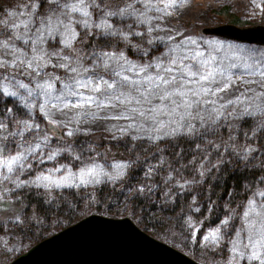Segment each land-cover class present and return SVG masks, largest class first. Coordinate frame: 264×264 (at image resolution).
<instances>
[{
    "label": "trees",
    "instance_id": "obj_1",
    "mask_svg": "<svg viewBox=\"0 0 264 264\" xmlns=\"http://www.w3.org/2000/svg\"><path fill=\"white\" fill-rule=\"evenodd\" d=\"M73 2L75 0H59V4L50 0H0V21H4L0 23V40L14 37L16 30L11 26L21 19H28L30 15L33 21L31 35L42 19L59 15L63 4ZM86 2L90 17L71 14L72 27L78 33L71 48H65L60 43L62 38L59 35L45 40L43 48L52 65L65 62L51 55L56 52L69 56L73 61L79 58L83 67L92 66L94 52H113L117 55L122 52L128 61L137 66L158 60L167 63L168 57L164 54L184 41L175 35L169 40L149 22L150 13L156 11V0L147 4L141 0ZM33 4L36 5L35 10ZM129 4L137 13H144L143 23L133 16L108 18L113 29L131 33L127 40L121 35H109L95 28V24L104 17L105 10H117V5L124 7ZM61 19L67 23V17ZM84 19H88L92 27H84L80 23ZM149 27L153 29L151 32ZM19 31L23 32V26ZM235 42L240 43L235 44L240 50L232 54L233 57L224 59L230 66L232 58H235V70L241 68L245 56L264 54L261 44ZM15 45L31 55V45L25 46L19 40L15 41ZM182 47L185 52L191 49L190 45ZM3 58L12 59L7 54ZM52 65L44 68L40 76L29 75L13 67H9L13 69L12 73L4 71L0 75V122L6 125L0 134L3 157L10 158L20 152L26 156L21 161L23 168L16 165L11 173L6 168L0 169L1 181L21 203L15 212L16 217L7 216L0 220V264L38 238L89 211L126 214L148 233L175 245L204 264H264V195H260L264 192L262 83H244L245 79L250 81L249 78L254 76H241L233 84L232 94L221 99L214 98L217 108L229 100L235 101L221 109L223 115L215 124L206 123L201 127L199 120H194L192 122L200 129L199 132L153 141L144 130L133 128L122 131L133 122L131 120H93L82 116L79 123H69V118L63 113L49 114L46 119L39 108L46 97L39 94L41 90L36 84L45 79L54 82L53 95H59L63 83H67L72 75ZM56 77L60 79L56 80ZM105 79L111 81L112 77L105 74ZM18 82L28 88L19 87ZM4 88L17 95H5ZM29 89L33 90L31 96ZM80 91L90 94L84 89ZM120 110L118 106L104 110L100 115H119ZM77 111L80 110L74 109L70 115ZM49 119L62 123L53 125ZM23 121L33 127L25 130L27 125L21 123ZM135 123L139 125L141 119L137 118ZM69 131H73L72 136L67 135ZM36 143H40L41 148L35 154L28 153V147H34ZM246 149L251 151L245 159ZM52 152L57 153L56 157L47 159ZM116 164L126 165L124 175L109 180L103 173L115 176L118 169L113 166ZM94 165L101 172L98 184L46 190L33 183L38 175H48L49 170L60 168V172L53 173L59 179L69 170L78 173L80 169ZM250 201L253 203L250 204ZM245 212H248L247 216ZM222 221L227 223L222 224ZM217 229L219 234L215 241L205 239ZM254 252L259 254V258H251Z\"/></svg>",
    "mask_w": 264,
    "mask_h": 264
},
{
    "label": "snow or ice",
    "instance_id": "obj_2",
    "mask_svg": "<svg viewBox=\"0 0 264 264\" xmlns=\"http://www.w3.org/2000/svg\"><path fill=\"white\" fill-rule=\"evenodd\" d=\"M51 3L59 4V0H50ZM95 4V0H91ZM104 0H101L103 3ZM143 3H150V0H141ZM175 3V0H167L165 8ZM36 5L32 8L35 10ZM99 7V5H97ZM117 10H105L104 17L101 21L95 24V28L104 30L109 35H121L125 40L131 33H122L119 30L113 29V25L109 23L108 18L113 16H133L144 22L142 19L144 13H137L129 4L124 7L116 6ZM158 12H163L164 9L156 8ZM72 13H79L81 16L88 18L91 13L88 10L86 0H75L73 3H65L59 15L53 14L40 21L35 32L32 31L30 25L33 24L31 15L28 19H21L18 23L11 27L15 29L14 37L0 40V69L13 67L23 70L26 74H35L40 76L42 70L49 65H52V60L48 53L43 48L46 39L59 35L62 39L60 43L65 48H71L73 41L77 38L78 33L73 29ZM13 15V13H9ZM61 17H67V23ZM4 23V21H0ZM84 27H92L88 19L80 21ZM23 26V32L19 29ZM131 28V25H129ZM153 29L149 27L148 31ZM140 35V33H135ZM172 37H169L171 40ZM22 41L25 46L31 45V55L18 48L15 41ZM11 41V42H10ZM197 41L194 39H187L182 42V45H196ZM182 45H177L170 48L168 53L164 55L168 57L167 63L163 60L154 61L153 63L137 66L126 59L121 52L119 55L113 52L92 53L95 57L91 67H83L80 59L75 61L69 56L61 55L56 52L51 55L57 59L65 61L52 65L65 69L69 72L68 82L63 83L62 90L59 95H53L55 87L54 82L45 79L42 83H37V89H40L42 94L46 97L44 102L39 105L40 111L44 113L45 118H49L52 110H56L69 118L68 122H80V118L91 117L96 119H115V120H131L132 123L126 125L122 131L128 129H137L138 131H147L149 139L162 140L166 136H175L177 134L190 135L194 132H199V128L192 121L199 120L201 127L206 123L215 124L217 120L223 115L221 109L226 108L229 104L235 103L233 100L227 101V104H221L219 108L215 97L220 93L226 92L235 81L229 68L219 67L213 64L214 58L205 59L204 53L189 50L185 52ZM4 54L10 55L12 59H4ZM73 63L76 66H71ZM236 68L237 65H231ZM245 68H251L250 65H245ZM155 71H150V69ZM102 71H97V70ZM92 75H86L88 73ZM103 73V74H102ZM105 74L112 77L111 81L105 79ZM131 74V75H129ZM261 78L260 81H244V83H262L264 86V70L257 67L254 71L249 73ZM56 77V80H59ZM19 87L27 89L28 86L22 82H18ZM81 89L87 90L86 94ZM5 95L16 96L15 92H9L7 88L2 89ZM29 96L33 94V90H28ZM98 94V95H97ZM52 101H55L54 103ZM50 105V107H48ZM120 107L119 115H105L101 116L100 112L107 109H116ZM95 108V111L91 109ZM47 109V110H46ZM77 109L75 114H71V110ZM68 110V111H65ZM9 112L11 110H8ZM247 113V110H245ZM231 115V114H229ZM215 116V119L213 118ZM164 117L168 119L165 120ZM178 117V119H177ZM141 119V123L137 125L135 120ZM27 125V129L33 127L27 121L21 122ZM50 123L56 125L62 123L55 119H51ZM150 126L146 127V125ZM174 125V127H170ZM39 127L38 125L36 126ZM6 128V125L0 122V130ZM78 130V129H77ZM151 133H162L161 135H151ZM22 135V133H19ZM12 135H16L13 133ZM68 136L73 135V131L67 133ZM138 137H133L137 139ZM47 140V137L44 138ZM199 147V146H197ZM41 148L40 143H36L34 147L29 146L28 153L35 154L37 149ZM250 149L245 150L244 158H247ZM57 153L52 152L47 156V159L52 160ZM26 159L23 152L13 155L10 158H0V169H7L9 173L13 172L16 165L21 168L24 165L22 160ZM118 169L115 176H109L103 173L109 180H115L124 175L123 169L126 165L116 164L113 166ZM60 168L49 170V174H40L35 178V183L38 187H43L46 190L62 187H80L81 185L98 184L100 183L101 172L98 166H89L82 168L78 173H73L71 170L66 175L60 176L56 179L53 173L60 172ZM203 174V173H202ZM143 191V189H140ZM260 195H264L261 192ZM253 203L252 201L249 202ZM245 216L248 212H245ZM226 224L227 221H222ZM219 229L209 234L205 239H212L215 241L218 238ZM255 247V245H253ZM253 259L259 258V254L254 252Z\"/></svg>",
    "mask_w": 264,
    "mask_h": 264
},
{
    "label": "water",
    "instance_id": "obj_3",
    "mask_svg": "<svg viewBox=\"0 0 264 264\" xmlns=\"http://www.w3.org/2000/svg\"><path fill=\"white\" fill-rule=\"evenodd\" d=\"M204 33L264 45V23L220 21ZM3 264H204L126 214L88 212L40 237Z\"/></svg>",
    "mask_w": 264,
    "mask_h": 264
},
{
    "label": "rangeland",
    "instance_id": "obj_4",
    "mask_svg": "<svg viewBox=\"0 0 264 264\" xmlns=\"http://www.w3.org/2000/svg\"><path fill=\"white\" fill-rule=\"evenodd\" d=\"M151 2L154 3L153 0H151ZM166 2L167 0H156L157 7H155L164 9V11H155L154 13H150L151 15L149 17V22L155 29L159 30L161 34H164L167 37L175 35L182 38L184 41L187 39L196 40V45H190V50L193 53L195 51H201L204 53L203 58H214V65L229 68L235 82L240 80L241 76L244 77L250 75L249 73L254 71L257 67L264 70V54L259 56H245V59L241 62V68L239 70H235L231 67L235 62V58H232L231 65L228 66L224 62V59L226 57H233L231 56L232 54H237V51H239L240 48L239 46H235V44L240 43L235 42L236 40L233 39H229L231 40L229 41L214 34L203 33L200 30L202 25L226 20L237 24H249L255 22L264 23V0H175L174 4L165 8ZM245 65H250L251 68H245ZM4 71L12 73L13 69L6 66L5 68L0 69V75H2ZM252 76H254V78H249L252 81L261 79L259 76ZM244 81L249 80L245 79ZM233 92L234 86L232 85L231 88L226 92L220 93L216 98L221 99ZM48 107H50V105ZM59 114L62 113L56 110H52L50 113L51 116ZM50 120L51 119H49V121ZM2 132L3 130H0V134ZM0 158H4L1 142ZM20 205L21 203L18 198L11 194L9 188L1 181L0 172V220L7 216L11 218L16 217L15 212L19 209Z\"/></svg>",
    "mask_w": 264,
    "mask_h": 264
},
{
    "label": "bare ground",
    "instance_id": "obj_5",
    "mask_svg": "<svg viewBox=\"0 0 264 264\" xmlns=\"http://www.w3.org/2000/svg\"><path fill=\"white\" fill-rule=\"evenodd\" d=\"M204 33V32H203ZM211 34V33H210ZM214 35H216V34H214ZM217 36H220V35H217ZM220 37H223V36H220ZM223 38H226V37H223ZM227 39H232V38H227ZM233 40H235V39H233ZM236 41H240V40H236ZM242 42H247V41H242ZM255 43V42H254ZM259 44V43H258Z\"/></svg>",
    "mask_w": 264,
    "mask_h": 264
}]
</instances>
